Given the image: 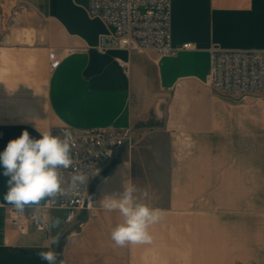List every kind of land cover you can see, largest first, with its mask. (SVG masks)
<instances>
[{"label": "crops", "instance_id": "crops-1", "mask_svg": "<svg viewBox=\"0 0 264 264\" xmlns=\"http://www.w3.org/2000/svg\"><path fill=\"white\" fill-rule=\"evenodd\" d=\"M89 0H0V153L28 131L58 126L133 129V144L116 149L89 185L96 202L82 225L16 228L4 200L0 168V264H264V96L233 102L210 85V51L264 50V0H172V42L190 49H96L109 27L88 13ZM58 60L55 67L51 63ZM51 62V63H50ZM165 144L169 168L161 219L150 244L117 247L110 233L122 217L108 196L134 186L157 189L146 154ZM158 165V164H157ZM156 165V166H157ZM40 206H26L28 213ZM60 234L58 245L52 239Z\"/></svg>", "mask_w": 264, "mask_h": 264}, {"label": "built area", "instance_id": "built-area-1", "mask_svg": "<svg viewBox=\"0 0 264 264\" xmlns=\"http://www.w3.org/2000/svg\"><path fill=\"white\" fill-rule=\"evenodd\" d=\"M172 0H89L88 13L101 19L109 32L99 37L96 49L105 53L112 48L133 52L154 51L160 56L175 55L182 49H190L189 42L174 45L171 31ZM58 60L52 63L55 67ZM210 85L225 98H247L264 93V50H224L217 46L210 51ZM72 136L73 166L61 169L63 187L67 188L76 172L86 175L87 183L80 185L74 195H58L54 202L47 203L28 213L21 214L15 207L9 208L12 224L25 232L28 217L30 226L39 232L48 230L45 212L62 210L65 224L82 225L96 208L90 197L89 185L100 166L107 162L116 149L133 144V129L126 128H80L55 127L51 134L63 138V133ZM35 217V218H34Z\"/></svg>", "mask_w": 264, "mask_h": 264}, {"label": "clouds", "instance_id": "clouds-1", "mask_svg": "<svg viewBox=\"0 0 264 264\" xmlns=\"http://www.w3.org/2000/svg\"><path fill=\"white\" fill-rule=\"evenodd\" d=\"M72 136L63 133V138L53 136L50 131L40 134L39 139L30 138L28 131L13 140L0 153V168L7 178V192L4 200L14 206L21 214L26 206H40L41 202L52 203L58 195H74L80 185L87 183L85 174L76 172L64 188L61 169L73 166ZM134 186L124 189L119 196H108L105 207L108 210H118L122 219L111 230V240L117 247L129 244H150L152 236L149 227L161 219L159 209L149 207L139 202L134 193ZM35 218V217H34ZM60 218L51 221L50 228H59ZM60 234L52 239L53 245H58ZM39 258L47 264H63L58 253L40 251Z\"/></svg>", "mask_w": 264, "mask_h": 264}, {"label": "rangeland", "instance_id": "rangeland-1", "mask_svg": "<svg viewBox=\"0 0 264 264\" xmlns=\"http://www.w3.org/2000/svg\"><path fill=\"white\" fill-rule=\"evenodd\" d=\"M51 63V62H50ZM53 63V62H52ZM51 63V67H52ZM254 96H264V93L256 94ZM233 102H239L245 100V98H227ZM160 150H158L157 153L152 154L151 152L146 154V164L148 165V174H144L143 177H141V182H145L147 179H154L157 178L160 179L157 184V189L146 192L142 191L140 193V199L142 200V203H154L158 205H165L167 203V200L169 198V191H168V182L167 177L164 175H155L152 174L156 170L163 171L165 169V163H167V168H169V162H170V155L167 151V148L165 149V144L157 145ZM158 164V165H157ZM157 165V166H156ZM54 213V219L60 218L59 211L53 210Z\"/></svg>", "mask_w": 264, "mask_h": 264}]
</instances>
